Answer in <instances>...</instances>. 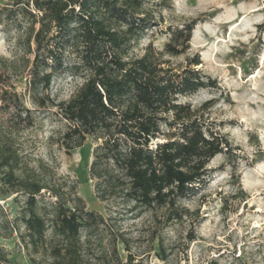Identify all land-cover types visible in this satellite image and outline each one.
Segmentation results:
<instances>
[{"label":"rangeland","instance_id":"obj_1","mask_svg":"<svg viewBox=\"0 0 264 264\" xmlns=\"http://www.w3.org/2000/svg\"><path fill=\"white\" fill-rule=\"evenodd\" d=\"M15 1L0 0V86L17 92L34 119L11 136L21 158L17 173L51 187L42 190L40 207L52 213L55 190L67 201L79 195L88 210L105 217L106 226L93 230L87 245L93 261L116 263L113 236L122 235L125 242L118 240L117 247L124 262L131 254L144 264H264V0L143 3L140 16L150 27L132 41L127 57L143 55L150 43L162 51L170 28L197 19L185 52L163 59L176 71L200 58L196 68L216 85L180 101L195 108L213 100L203 118L230 141L229 150L211 160V175L198 192L178 201L181 217L165 207L125 206L96 196L89 167L98 142L88 137L80 147H67L68 122L57 106L76 94L90 72L81 64L79 49L67 48L64 69L42 93L44 104H37L28 80L39 23L30 14L32 4ZM24 203L25 195L12 193L0 179V249L10 258L3 261L0 252V264H32L17 228Z\"/></svg>","mask_w":264,"mask_h":264},{"label":"trees","instance_id":"obj_2","mask_svg":"<svg viewBox=\"0 0 264 264\" xmlns=\"http://www.w3.org/2000/svg\"><path fill=\"white\" fill-rule=\"evenodd\" d=\"M145 0H16L33 5L34 59L29 69V91L37 104L56 73L64 69V53L76 46L81 64L90 74L69 100L59 103L68 127L63 135L74 149L88 137L98 144L89 167L96 196L125 206L165 207L181 217L178 201L194 195L211 175V160L227 152V135L203 118L209 100L200 107L181 102L200 89L215 86L196 66V57L174 71L163 55H179L189 47L197 19L170 28L162 51L150 43L141 56L128 58V49L149 29L141 17ZM163 2V1H162ZM163 6V5H162ZM34 124L19 94L0 86V179L12 193L25 195L17 217L21 243L32 264H144L128 254L124 262L113 236V256L93 261L87 256L91 232L106 226L103 215L88 210L79 195L67 201L58 191L52 213L40 207L48 185L20 175L21 158L12 133ZM161 139L162 141L156 142ZM51 190V189H50ZM185 214V213H184ZM20 224L23 225L22 231ZM191 241L195 240L193 236ZM1 258L10 262L6 251Z\"/></svg>","mask_w":264,"mask_h":264}]
</instances>
